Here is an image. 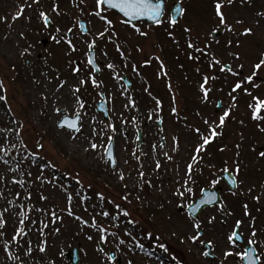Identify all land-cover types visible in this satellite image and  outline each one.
I'll list each match as a JSON object with an SVG mask.
<instances>
[{
    "label": "rangeland",
    "instance_id": "374dc122",
    "mask_svg": "<svg viewBox=\"0 0 264 264\" xmlns=\"http://www.w3.org/2000/svg\"><path fill=\"white\" fill-rule=\"evenodd\" d=\"M56 1L59 4L61 12L64 13L63 15L57 16L52 13L51 8L53 5H49L47 0H41L40 5H33L32 8L26 9L25 15L13 22L12 16L18 10V4L24 3L25 0H0V77L4 78L5 83L9 85L7 103L0 102V128L10 125L13 122V118L23 122L25 125L23 132L24 140L31 151L37 150L35 143L41 136L45 138V148L48 152L46 161L55 164L56 169L45 168L44 174L48 179H53L54 175L58 176L59 179L56 183L64 184L72 192L74 196L73 211L76 215L90 220V215L100 210L95 193L102 191L106 197L114 199L116 203L122 204L132 212V219L136 223L128 224L127 218L122 217L120 223L122 235L124 229L131 231L133 236H135L136 231L137 240L155 251L158 250L155 248L157 244L168 243L169 246H173V240L181 238L180 241L185 245V249L183 251H175L176 249L173 248L171 251L173 255L172 257H168L169 260L165 264H213V262L220 264V261L224 260L222 255L225 249L224 239L232 231V227L238 219L244 221L240 229L244 235V241L249 238L251 231L249 227L250 221L252 219L255 220L257 239L260 241L257 247L261 252H264V195L261 196L259 203L253 198L264 192V187H261L264 185V159L258 157V151L264 150V132L259 131V125L264 122L253 121L251 119V111L248 104L252 102V97L244 94L238 95L236 107H234L232 116L230 117V123L223 130V137L218 138L217 141L209 146L205 160L196 165L197 174L195 176V183L191 185L193 192L186 193L183 200L172 195L174 190L179 187L176 182L183 177L186 163L190 160L193 146L198 139L197 134L190 130L191 126H198L202 130L207 129V126L203 124L197 112L206 117L216 111L214 103L206 105L201 102L200 97L202 94L199 91L198 85L202 79V74L212 73L218 77L216 80L211 81L213 92L210 93V96L213 100H223L225 108L228 107L230 100L228 93L231 90V86L238 79L226 72L221 73L219 69L222 65H217L215 69H210L206 62L209 57H205L201 62L188 60L185 43L187 33L184 31V25H190L194 30L193 36L195 37L198 34L200 40L210 46L211 53L215 57L220 58L222 63H230L237 71H240L237 65L244 63L243 75L246 76L250 74L251 64L256 61L258 56L264 54V19L256 16L257 12L264 11V0H251V2L244 0L243 4L241 0H234L232 4H227V0H223L221 10L225 12L228 23L235 24L236 20H243L245 22L244 25H236V27H253L255 36L252 38L228 32L219 24L218 17L215 15L216 0H167L169 8L176 2L185 8V13L175 29L176 35L180 40V45L174 44L164 31L156 30L151 39L148 40L138 35H132L131 29L117 24L116 27L122 29L119 34V42L131 53L132 62L135 61L136 57L141 56V53L136 51V46L139 45L144 48L142 58H147L149 53H152L159 55L164 60L169 72L168 77L161 78L163 74L158 73L159 64L155 60L148 66L138 65L140 75L132 73L131 62L128 68L123 66L124 62L116 51L114 43L109 42L106 37L98 40L96 56L102 68V71L98 74V78L103 81V84L100 89H93L89 85L86 90H82L83 98L87 102V115L83 116L85 123L83 134L91 135V127L95 126L91 123L92 117H95L97 121H103L105 124L109 121L116 124L117 133L113 140V146L118 167L115 171L109 169L107 162L98 159L96 152H93L91 149L85 152L84 147L87 145L82 146L78 141L69 140L66 132L61 133L54 127L53 120L57 118L56 114L51 111L54 100L50 97L48 106L44 107V102L39 94L43 91V87L38 89L33 81L34 75L43 81L41 71L47 70L44 68L45 61L42 59L40 63H36L35 56L27 57L20 55L29 44L34 49L38 45V50L43 52L47 57V63L55 69H59L65 77L69 76L67 62L70 59L73 60V63L76 61L81 62L82 68L87 73L89 70L85 57L87 47L82 41L90 40V37L82 35L77 31L74 42L78 44L79 51L69 56L65 52L66 45L58 46L49 38L48 32L50 30L44 29L42 22L37 16V12L39 10H48L53 21L64 29L74 23L73 17L85 20L87 27L93 33L97 30H103L105 25L97 18L88 15L91 0H89L88 4H81L83 13L74 7L73 0ZM29 16H31V21L28 19ZM3 17H7V22L2 19ZM257 19H260L259 27L255 24ZM140 26L144 30H149V26ZM216 29H223V32L217 39H213L211 35ZM20 33H23V36ZM125 33L131 38V47L126 42ZM44 38L48 40L45 47L40 45V41ZM230 39L233 41L231 47L228 45ZM237 41H243V43L237 47ZM102 51H107L108 56L102 57ZM49 52L51 53L50 55ZM233 52H239L241 60H234L232 56ZM109 58L116 63L120 74L125 75L131 82L128 96L121 94L126 89L122 81L114 79L109 75V71L104 68V63ZM26 59L29 60L28 65L25 63ZM13 65H18L19 73L16 70L13 71ZM197 66L201 68V72L199 73L195 71ZM169 80L176 94V106L179 109V118L170 112V107L172 106L171 96L173 93L168 88ZM255 83H259L260 87L256 88L254 85H249V87L252 88L254 95L259 96L260 99H264V72L258 74V79ZM145 88H148L149 91H145ZM100 92H103L106 98L108 120H103L101 115L95 113V104L100 99ZM149 92H151V95H149ZM234 95L237 94L234 93ZM128 97L135 99L137 109L124 107L129 102ZM153 97L159 98L163 102L162 113L153 111L155 108ZM9 106L10 112L8 111ZM59 106L66 108L70 116L73 115L72 105L64 103ZM42 108L46 114H42ZM150 111L153 115V119L150 120L152 123L157 121L159 116H162L163 123H161V129L163 131L161 129L158 130L154 124L151 126L146 125L149 120ZM262 114H264L263 111ZM132 116H137V123L133 124L131 122ZM138 117H140V120H138ZM184 117H187V120ZM122 118H127L129 123L122 126ZM213 119H216V117L213 116ZM185 125H188V127ZM138 130L141 131L143 139V142L139 146L136 139V132ZM174 136L179 138V152L172 151ZM161 141L166 143L167 148L164 150H167L173 156L172 161L167 160L163 155L164 150L159 148ZM96 142L102 145L98 149V152L104 156V150L108 144L107 136H104L103 139L97 138ZM153 144L157 145L156 152L152 150ZM236 144L240 145L239 160L242 168L239 179L243 180L244 183L239 185L237 196L227 193L223 196L222 203L225 205L226 210L231 211L233 215L224 216L217 211L216 207L208 209L203 213L205 215H202L200 219L204 221V237L202 239L212 240L216 249L215 254H217L212 260L207 259L202 261L199 258L197 259L196 256L199 257L202 254L200 249L204 248L200 244L196 246L191 244V241L188 239L189 220L184 218L182 214L176 213V208L178 205L185 207L190 200L193 201L200 195L201 189L211 186V180H214L220 174L218 170L213 171L212 169L221 170L224 161H228L229 164L232 163L229 157H234L237 151L234 147ZM224 146H227V150L225 152L219 151ZM133 152L143 161V170L146 173L145 179L151 181L150 184H139V161L132 155ZM156 159H159L162 165L160 175H157L154 171ZM208 164H214L215 168L207 167L206 165ZM201 168H203L202 174H200ZM121 169L124 171L125 181H120L117 178L118 172ZM73 170L81 173V178L85 185L84 194L91 197L90 200L85 202L88 211L84 210V204H81L80 198L76 197L74 190L78 191L79 188L75 180L70 176L64 175L65 173L73 172ZM32 172L33 176L30 179L35 180L36 175L39 174V169L33 167ZM2 173L3 168L0 166V174ZM12 175V173L5 174L4 181L0 183V190L5 191L9 199L12 198L13 192L23 190L18 185L10 183ZM125 183L128 184L127 189L124 188ZM88 184L92 185L90 189L87 188ZM250 186L253 188V191L249 194L247 190ZM30 187L32 198H34L33 201H36V198H40L41 194L47 196L51 209L55 207L58 213L63 216V220L58 226L60 229L59 233L53 232L54 235L52 234L47 238L49 248L47 249L46 256L37 249L33 252L35 259L30 260L27 256L23 255V249H17L13 246V251L21 256L25 264H37V261L42 256L45 257L43 264H48L49 258L55 264H67L65 258H63L64 254L68 250L76 248L78 244L79 250H81V253L80 251L78 253L82 264H95V260H90L88 255L91 254L90 248H92L93 253V247L96 249L97 233L88 227L82 229L80 221L72 216H68L65 211H61L67 206L66 193L60 188H53L52 185L41 184L39 181L30 184ZM161 188L163 191H161ZM128 192L131 193L130 204L121 199ZM235 196L238 200L236 203H232L231 199ZM5 203V201L0 200V205H4ZM244 203L249 205L248 211L251 213V216L244 215ZM161 204H164V206L161 207ZM40 207L43 206H37V208ZM145 208L159 214L156 220L160 222L162 227L153 225L155 224L154 219L150 220L151 217L148 216ZM106 209L112 212L113 206L106 204ZM15 211L17 209L9 205V213H6L7 224L4 229H0V232L6 233L3 239L10 240L18 226L17 217L12 214ZM212 215L216 216V221L209 225L208 217ZM32 218H40V213L34 212ZM104 219L101 216H97L98 222L103 223ZM221 223L224 225L223 227L220 226ZM150 232L155 234L156 238ZM89 233L93 235V240L91 241L87 239V234ZM138 235L142 236V240L144 241L138 238ZM30 237L35 247L37 241L40 239L39 233L32 231ZM124 238L129 244L133 243L129 237ZM159 254L163 257L168 256L166 254L164 256V253ZM143 259L141 258L140 261V258L137 256V263L155 264L153 263L155 260H150V263H144L145 258ZM230 262L235 263V259L231 261L229 257L225 260L224 264H229ZM0 264H20V261L8 260L0 245Z\"/></svg>",
    "mask_w": 264,
    "mask_h": 264
},
{
    "label": "snow or ice",
    "instance_id": "6c2138e0",
    "mask_svg": "<svg viewBox=\"0 0 264 264\" xmlns=\"http://www.w3.org/2000/svg\"><path fill=\"white\" fill-rule=\"evenodd\" d=\"M234 0H227V4H232ZM251 2V0H249ZM41 0H25L24 3L18 4V10L12 16V21L15 22L25 15V10L30 9L33 5H40ZM89 0H73V5L83 13L81 4H88ZM241 3H244V0H241ZM223 7V0H216L215 3V15L218 17V22L224 27L228 32L236 34L238 36L252 38L255 36V31L253 27H240L237 28L236 25H244L243 20H236L235 24L228 23L226 19V14L221 9ZM51 12L55 15H63L61 12L59 4L56 3L52 6ZM170 9L167 3V0H91L89 5L88 15L91 17L97 18L99 21L103 22L105 27L103 30H97L93 33L86 25L83 20L76 19L73 17L74 23L67 27L66 29L58 26L52 19L48 10H39L37 16L42 22V25L45 30H50L48 32L49 38L53 41L54 44L61 46L66 45L65 52L67 55L71 56L72 53L79 51L78 44L75 41L77 31L82 35L90 37V40L82 41L86 44L87 51L85 52L86 63L89 66V70L85 73V70L81 66V62L73 63V60L67 62V67L69 69V76L65 77L59 69H55L53 66L47 63V57L45 54L38 50L39 46L37 45L34 49L31 44L28 45L21 53V56L27 57H36V63H40L43 59L45 61L44 68L47 70L41 71V76L43 81L39 78L33 76V81L37 85V88L43 87V91L39 94L44 102V107L48 106L49 98L52 97L54 100L51 111L56 114V119L53 120L54 127L61 133H67V138L71 141H78L84 147V151L87 152L91 149L93 152H96L97 158L104 160V156L98 152V149L102 147L101 144L96 142L97 138L103 139L104 136L108 138V148L107 160L111 162L112 170L115 171L118 167L117 159L114 157L112 152V142L117 133V127L114 122L109 121L105 124L103 121H97L95 117L91 118L92 125L91 135H84L83 128L85 126L83 116L87 115V102L83 98V91L86 90L89 85L93 89H100L102 87L103 81L98 78V75L101 71V65L97 61L96 48L97 42L99 39L107 38L111 43L115 44L116 51L120 54L122 61L124 62L123 66L125 68L129 67L131 62V72L140 75V68L138 65L148 66L151 65L153 60L157 61L159 64L158 73H162L163 77H168L169 72L164 60L159 56L152 53H149L147 58H142L144 53V48L137 45L136 51L141 53L140 57H136L135 61L131 56V53L124 48L119 42V34L122 29L116 27L117 24L123 25L124 28L132 30V35H138L144 37L145 39L150 40L152 35L156 30L164 31L167 36H169L172 42L176 45H180L179 37L176 35V26L179 23L178 17H182L185 13V8L182 5L175 7L174 13L169 14ZM256 16L264 19V11L256 13ZM5 22H7V17H3ZM31 21V16L28 17ZM147 20L150 21L149 30H144L140 24L137 22ZM257 27L260 25V19L255 21ZM11 27V25H9ZM184 31L187 33L185 38L186 43V55L187 59L194 62H201L205 57H209L206 61L210 69H215L217 65H222L219 69L221 73H228L232 77H237L232 86L231 90L228 93L230 100L228 102V107H224L223 100H213L210 96V93L213 92V87L211 81L216 80L218 77L212 73H203L202 79L199 82V91L201 92V102L203 104H215L216 111L210 113L208 116L201 115L200 112H197V115L203 121V124L207 126L206 130H202L198 126H191V131H194L197 134V142L193 146L192 154L190 160L186 163V168L183 177L181 180H177V187L172 195L178 197L180 200H183L186 193H192L193 188L192 184L195 183L196 176V165H199L202 161L205 160V155L208 153L209 146L213 142L217 141L218 138L223 137L224 128L230 123V117L232 116L233 109L236 107V102L239 94H244L246 96L252 97V102L248 104V107L251 111V119L253 121L264 122V99H260L259 96L253 94V90L249 85H254L256 88H259V83H255L258 79V74L264 72V54H261L256 58V61L251 64L250 74L243 75V70L245 68L244 63L237 65V68L240 71H237L232 67L230 63H222L221 59L215 57L210 51V46L204 44L200 40L199 35L193 36L194 30L188 24L184 25ZM220 31V29H216ZM23 36V33H20ZM6 38V37H5ZM125 39L129 47H131V38L125 33ZM243 41H237L236 46L239 47ZM229 47L233 45V41L230 39L228 41ZM159 47V46H158ZM51 53L49 52V55ZM102 57H107V51H102ZM232 56L234 60H241V54L239 52H233ZM104 68L109 71L114 79L124 80V76L120 74L117 70V65L110 58L104 63ZM13 71H15V65H13ZM196 72H201L200 66H197L195 69ZM8 87L9 85L5 83V79L0 77V102L7 103L8 101ZM150 87V86H149ZM169 91L172 92L171 100L172 106L170 107V112L172 115L179 118V109L176 106V94L173 91L172 83L168 82ZM145 91H149L148 88H145ZM237 94V95H234ZM122 95L128 96V89H125ZM99 95L103 96L104 93L100 92ZM151 95V92H149ZM155 100V108L153 111L157 113H162L163 111V102L156 97H153ZM129 102L124 105L125 108L137 109V104L135 99L128 97ZM64 103H68L73 106V115H69L66 108L61 107ZM103 107V105H102ZM10 112V106L8 107ZM42 114L43 108L41 109ZM14 116V114H13ZM122 116V114H121ZM213 116L216 119H213ZM148 119H153L152 112L150 111ZM187 120V117H184ZM131 122L133 124L137 123V116L131 117ZM129 123L127 118L121 119V125H126ZM160 123H163L162 116L160 117ZM243 123V121H241ZM188 127V125H185ZM25 125L23 122L15 120L5 128H0V166L3 168V173L0 174V183L5 179V174L12 173L10 183L13 185H18L21 189H25L24 193L13 192L12 198L9 199V196L5 191L0 190V200L5 201L4 205H0V229H4L7 224L6 213H9V205L17 209L13 212L17 217L18 226L12 235L11 239H3L5 233L0 232V245H2V250L5 253L8 260L20 261V264H25L24 260L21 259V256L13 251V246L17 249H23V255L27 256L30 260L35 259L33 257V252L38 249L40 253L47 254L48 241L46 229L49 228V223L56 224L57 221H62L63 216H61L55 207L52 209H46L43 207L37 208L36 205L32 202V192L29 189L30 184L39 181L41 184L52 185L53 188H60L66 193L67 206L61 211H65L68 216L74 217L76 220L80 221V227H88L95 230L97 233V245L96 250L100 253H103L108 261H111L112 264H119L116 254H110L105 250L107 245H113L116 250L123 252V247H128L131 249L133 246L139 249L144 248V244L140 243L135 236L132 235V232L124 229L123 235L120 230L121 218H127L128 224L136 223L132 219V212L124 207L120 203H116L114 199H109L105 196L104 192H97L95 196L97 198V203L100 210L95 214L90 215L89 219H84L81 216L76 215L73 211V201L74 196L71 191L65 187L64 184H58L56 181L59 179L58 176H53V179H48L44 174L45 168L56 169V165L50 161H46V156L48 154L47 149L45 148L44 137L41 136L35 143L36 151H31L28 144L24 140L23 132ZM163 131V129H161ZM259 131L264 132V123L259 125ZM137 140H140L139 130L136 136ZM166 140V138H165ZM237 151L234 157H229L232 160V163L229 164L228 161H224L221 172L227 174L231 183L237 187L243 184L244 181L238 179L241 175L242 168L239 160L240 156V145L236 144L234 146ZM159 148L164 150L167 148V145L164 141L159 143ZM157 145H152L153 152H156ZM43 150V151H41ZM180 143L178 137H173V147L172 151L179 152ZM227 146L221 147L219 151L225 152ZM255 150V149H253ZM15 153V154H14ZM132 155L139 161V170H138V181L140 185L150 184L151 181L146 180V173L143 170V161L135 152ZM164 157L172 161L173 156L169 154L167 150L163 151ZM258 157L264 159V150L258 151ZM127 163V162H126ZM25 165H27L25 167ZM209 168H215L214 164L206 165ZM36 167L39 169V174L36 175L35 180L30 178L33 176L32 168ZM162 168L161 162L159 159L155 161V173L160 175V170ZM203 173V168L200 169V174ZM64 175L70 176L75 180L76 185L79 190H74L76 192V197L80 198V203L84 204V210L88 211L86 201L90 200L91 197L84 194L85 185L81 178V173L79 171L73 170L71 173H65ZM120 181H125V174L123 169L118 172V177ZM182 181V182H181ZM220 181L211 180L212 188ZM92 185L88 184L87 188H91ZM261 187H264L262 185ZM124 188H128V184H124ZM9 191H11L9 189ZM161 191L163 189L161 188ZM248 193L250 194L253 191V188L250 186L248 188ZM203 198L201 199V204H211L215 205L217 201L216 193L208 189H202ZM237 193H233L236 195ZM264 195L262 192L260 195L253 197L257 203L260 202L261 196ZM131 193L128 192L121 197L124 202L131 203L130 200ZM40 198L42 200H47L48 197L41 194ZM19 201V203H16ZM27 201V203H25ZM106 204H111L113 206V211L110 212L106 209ZM163 207V205H160ZM188 208L189 216V235L188 239L191 243L196 246L198 244L204 245V249H211L213 247L212 240H203L204 235V221L197 219H192V213L197 209L195 202L186 205ZM245 216H251V213L248 211L249 205L244 203L243 205ZM217 211L224 216H231L233 213L226 210L225 205L221 203ZM34 212L40 213V218H32ZM97 216H101L104 219V222H98ZM28 221V223H26ZM216 221V216L212 215L208 217V224L211 225ZM226 223V221H225ZM244 221L238 219L235 221L233 230L227 234L224 239L225 249L223 251L224 260L229 257L237 258L235 259V264H264V252H261L258 249L260 241L257 239V229L255 226V220L252 219L249 223L251 228L249 238L246 239L241 245L239 242L244 239L243 233L240 231ZM39 225V227H37ZM32 231H37L39 233L40 239L37 241L35 247L30 237ZM60 229L57 227L54 229V232L59 233ZM124 237H129L132 244H129ZM27 238V239H25ZM87 239L89 241L93 240V235L91 233L87 234ZM26 245V246H25ZM123 246V247H122ZM163 247V245H161ZM200 249L204 257L213 255L211 251ZM167 251V249H165ZM45 257L42 256L37 261V264H43ZM224 260L220 261V264H224ZM48 264H55V262L49 258ZM128 264H132V261L129 260ZM215 264V262H213Z\"/></svg>",
    "mask_w": 264,
    "mask_h": 264
},
{
    "label": "flooded vegetation",
    "instance_id": "af4514ba",
    "mask_svg": "<svg viewBox=\"0 0 264 264\" xmlns=\"http://www.w3.org/2000/svg\"><path fill=\"white\" fill-rule=\"evenodd\" d=\"M212 170L213 171L218 170V172H220V169H212ZM220 175L221 174H219L217 177H215L214 180L218 179L221 182ZM217 185H219V183ZM209 187H212V186H209ZM222 199H223V197H222ZM237 200H238L237 197L236 198L233 197L231 199L232 203H234V202L236 203ZM216 208H218V207H216ZM205 211L206 210H204L202 212L201 216L199 217V220L201 219L202 215L203 216L205 215V214H203V213H205ZM220 226L223 227L224 225L221 223ZM233 228H234V226L232 227V230H233ZM203 237H204V235H203ZM205 241H207V240H205ZM173 242L174 243H172V244H173L174 247L173 246H169L168 243H164V244H160L158 246H155V248L158 249L157 251L152 250L151 248L144 246V248L142 250L141 249L140 250L137 249V253H135V252H133L132 249H129L128 247H123L122 246L123 247V252H120L119 250H116L113 245H107L105 250L107 252H109L110 254L111 253L116 254L117 258H118V261H119V264H128L129 260L132 261V264H140V263H137V256L140 258V261H141V258L142 259L145 258L144 263H150V260H155L153 262L155 264H165L169 260L168 257H172L173 254H172L171 251L173 250V248L176 249L175 251H177V250L178 251H183L185 249V245L182 244V241H180V239H175V240H173ZM161 245H163V247H161ZM200 246H202L204 248V245L200 244ZM212 248L209 249V250L208 249H204V250L211 251L212 253H214L213 255H210L208 257H204L202 254H200V256L199 257L196 256V258L197 259L199 258L202 261H205L207 259H210V260L214 259L217 253L215 254L216 249H215L214 245H213ZM165 249H167V251H165ZM89 250H90L91 254L88 255V258L90 260H92V261L95 260V264H112L111 261L107 260V258L104 256L103 253H98V255H95V253L92 252V248H90ZM159 252L160 253H164V254H166L168 256L163 257L162 255L159 254ZM140 255H142V256H140ZM135 257H136V259H135ZM262 260H263V257H262ZM224 262H225V260H224ZM67 264H70V263L67 261ZM79 264H82V261H81L80 257H79ZM229 264H235V263L230 262Z\"/></svg>",
    "mask_w": 264,
    "mask_h": 264
},
{
    "label": "water",
    "instance_id": "95a60500",
    "mask_svg": "<svg viewBox=\"0 0 264 264\" xmlns=\"http://www.w3.org/2000/svg\"><path fill=\"white\" fill-rule=\"evenodd\" d=\"M178 5H180V4L179 3H176V4H173L171 6L170 15L174 13L175 7L178 6ZM179 19H180V17H178V20ZM137 23H146V24L150 25L151 22L150 21H147V20H143V21H139ZM85 25H86V23H85ZM221 32L222 31L220 30V31L214 33L213 34V38H217L221 34ZM43 44L45 45L46 44V41H44ZM124 81H126V80L124 79ZM126 84L129 85L128 82H126ZM102 105H103V107H102ZM97 112H103L104 118H107L106 110H105V102L104 101L103 102H100L99 104H97ZM111 147H112V152H113V145ZM106 159H107V152H106ZM110 167H111V162H110ZM223 178H225L228 183L230 182V180L227 177H223ZM233 188H234V185L231 183V190H233ZM213 192H215V191H213ZM216 196H217V194H216ZM202 198H203V192H202ZM201 199H199V200L196 201L197 209L194 210L193 213H192V216H194V217H197V215L199 214V212L201 211L202 208H205L207 206H212L211 204H201L200 203ZM218 201H219V197L217 196L216 204L218 203Z\"/></svg>",
    "mask_w": 264,
    "mask_h": 264
},
{
    "label": "trees",
    "instance_id": "16d2710c",
    "mask_svg": "<svg viewBox=\"0 0 264 264\" xmlns=\"http://www.w3.org/2000/svg\"><path fill=\"white\" fill-rule=\"evenodd\" d=\"M49 2L51 3V2H52V0H49Z\"/></svg>",
    "mask_w": 264,
    "mask_h": 264
}]
</instances>
